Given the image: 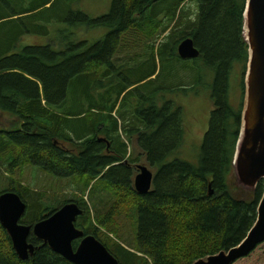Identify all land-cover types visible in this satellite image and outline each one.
<instances>
[{"label":"trees","instance_id":"obj_1","mask_svg":"<svg viewBox=\"0 0 264 264\" xmlns=\"http://www.w3.org/2000/svg\"><path fill=\"white\" fill-rule=\"evenodd\" d=\"M185 1L113 0L108 15L83 16L88 25L107 29V36L93 45H71L64 52L46 46L14 53V43H0V116L18 121L19 127L7 126L4 120L0 168L9 174L8 191L27 204L23 224L33 226L58 210L47 193L33 194L16 179L23 178L26 167L36 166L70 182L80 196L64 205L76 203L84 211L76 227L95 236L121 264H194L246 238L264 196V181L253 191L234 192L232 187L246 86L243 83L242 106L235 111L231 76L239 64L245 74L249 61L243 36L248 0H193L194 19L184 13ZM4 19L8 18L0 21ZM189 37L200 50L195 60L178 54V46ZM126 47L135 55L133 62L148 59L152 68L116 92L111 83L108 89L116 98L107 92L99 104L88 87L100 75L111 76L115 57ZM103 68L108 70L103 73ZM177 70L186 82L174 91H196L208 79L212 84L215 109L198 165L179 159L186 139L184 113L164 93L159 94V106L152 103L135 114L121 115L133 91L148 86L154 80L146 81L155 76L172 79L179 75ZM70 91L73 95L81 91L80 104L86 96L99 107L91 103L71 111ZM133 140L155 170L153 189L145 195L134 185L138 160L130 151ZM100 199H110L107 212L99 207ZM129 231L136 245L127 249L122 244L127 245ZM30 242L36 246L35 254L22 261L0 223V264H73L35 236ZM258 248L234 264H262Z\"/></svg>","mask_w":264,"mask_h":264},{"label":"rangeland","instance_id":"obj_2","mask_svg":"<svg viewBox=\"0 0 264 264\" xmlns=\"http://www.w3.org/2000/svg\"><path fill=\"white\" fill-rule=\"evenodd\" d=\"M48 2L51 3L46 5ZM112 4L113 0H0V19L4 17L8 18L0 21V43L3 45L14 43V53H20L26 47L51 46L55 52H64L71 45H78L83 42H88L90 45L96 44L103 40L109 31L105 28H95L88 25L84 21L83 16H88L91 19L104 17L111 12ZM184 5V13L191 19L196 18V3L193 0H186ZM186 32L189 33L190 28L187 27ZM137 47H140V50L142 49V46L139 44ZM134 56V53L129 48H124L114 59L115 68L114 70H110L111 76L103 78L100 75L97 81L88 87L87 91L89 93L97 95V102L99 104L102 103V96L107 92L115 99L114 92L118 91L122 85L136 82L151 70L152 65L148 59L137 64L133 62ZM177 67L178 69L181 68L180 65ZM107 70L103 68L102 72L104 73ZM180 70H177L179 71V75L172 79H165L161 75L156 80L161 71L159 67L157 76L146 81L149 82L153 79V82L151 81L145 88L141 87L133 91L128 96L126 105L121 110V115L135 114L134 111L136 109L141 107L149 108L152 103L159 106L162 100L159 94L164 93L169 100H174L177 105L181 106L184 113L186 139L179 159L198 165L204 138L209 130L211 115L215 109L212 99V89L209 86L212 84H209L210 81L208 79L196 91H191L187 94L179 90H175V92L173 88L180 86L183 81L186 82ZM246 73L247 69L244 74V67L239 64L234 68L231 76L230 102L235 111H238L242 106L243 83L245 84ZM111 83L115 85L113 88L114 92L108 89ZM167 89L171 91H166ZM80 93L81 91L73 95L72 91H70L69 108H71V111L88 108L91 103H93V106L99 107L94 100L86 96L83 97L80 104L78 97ZM245 94L246 90L244 92V102ZM125 116L128 121L131 120L130 116ZM4 120L7 126L12 128L17 126L16 128H19L18 121L8 118H4ZM129 146L130 151L133 152V157L138 160L136 165L147 166L155 173V170L148 164L145 155L142 154L136 141L133 140L132 143H129ZM8 176L9 174L6 172V169L0 168L1 192L9 190L10 179ZM16 179L22 182V185L30 188L33 194L47 193L58 209L64 206L65 201L77 200L80 196L70 182L56 179L36 166L26 167L23 178L17 177ZM236 181V177L234 176L232 178L234 192L241 189ZM86 200L94 210L92 201L87 197ZM109 200L100 199L98 201H103V204L99 206L103 211H108L110 206ZM101 230L106 233L105 230ZM130 235L131 231L125 235L129 240L127 245L122 244L127 249H130L129 246L134 247L136 245L135 239H132L133 237ZM111 237L115 239L113 235ZM258 251L263 255L262 264H264V246H260Z\"/></svg>","mask_w":264,"mask_h":264},{"label":"water","instance_id":"obj_3","mask_svg":"<svg viewBox=\"0 0 264 264\" xmlns=\"http://www.w3.org/2000/svg\"><path fill=\"white\" fill-rule=\"evenodd\" d=\"M244 18L243 36L249 49V61L234 175L242 189L253 191L264 181V0H248ZM178 54L183 60H195L200 56V50L196 47L194 39L189 37L178 46ZM0 129L6 130L4 117L1 116ZM137 171L134 180L136 191L141 195L150 193L155 174L147 166H137ZM213 193L211 190L210 194ZM26 212L27 204L16 192H2L0 223L11 237L20 260L27 261L35 254L36 246L30 242V237L35 236L73 264H121L95 236L86 235L76 227L78 218L84 213L76 203L62 206L33 226L22 223ZM79 241L75 249L74 243ZM262 244H264V196L260 202L255 225L239 245L198 260L194 264H234L249 256Z\"/></svg>","mask_w":264,"mask_h":264},{"label":"flooded vegetation","instance_id":"obj_4","mask_svg":"<svg viewBox=\"0 0 264 264\" xmlns=\"http://www.w3.org/2000/svg\"><path fill=\"white\" fill-rule=\"evenodd\" d=\"M79 243H80V241L78 242V245H79ZM78 245H77V247H78Z\"/></svg>","mask_w":264,"mask_h":264}]
</instances>
